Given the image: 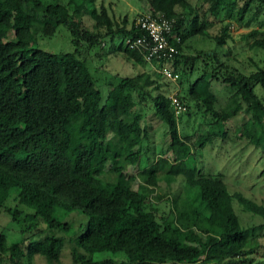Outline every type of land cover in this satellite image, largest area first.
I'll list each match as a JSON object with an SVG mask.
<instances>
[{"label": "trees", "instance_id": "16d2710c", "mask_svg": "<svg viewBox=\"0 0 264 264\" xmlns=\"http://www.w3.org/2000/svg\"><path fill=\"white\" fill-rule=\"evenodd\" d=\"M203 1L208 3L211 17H219L221 21L239 22L251 3L264 9V0ZM236 1H241V5L233 12ZM93 2L0 0V207L9 199L23 203L20 199L30 192L29 206L45 227L62 232L69 226L58 221L54 212L67 215L78 211L86 221L83 230L78 229L79 233L71 239L69 254L74 264H121L110 258L92 260L91 254L95 252L121 254L129 264H207L205 256L210 247L229 251L217 260L236 257L244 249L252 229L239 225L232 200L245 212L261 216L263 221L264 207L228 192L220 173H199L191 158L189 136H178L173 105L168 94L159 90L157 79L161 75L153 72L150 76L116 77L102 97L85 63L91 48L107 45L105 52H110L116 39V50L137 64L144 61L135 51L121 47L126 38L138 34L132 22L128 27H113L104 7L99 5L97 10ZM147 4L151 15L162 14L171 19L179 36L176 54L166 64L179 72V84L185 82L180 95L173 93L185 114L191 105L218 122L234 114L241 102L253 111L252 120L261 124L264 121L261 97L253 89L258 85L264 95V69L255 67L243 74L227 70L212 57L214 63L224 68V75L219 72L222 76H218L210 68L193 75L191 65L195 58L181 54L182 42L190 35L189 31L181 30L184 24L181 8L190 11L189 3L147 0ZM84 14L92 21L90 29L81 25ZM205 22L193 17L191 24L200 27L192 31L204 36L201 27ZM33 26L43 36H50L58 26H63L73 50L55 54L33 47ZM227 27V23L221 25L219 33L212 37L216 48L229 38ZM256 33L253 29L240 38L246 40ZM249 46L264 54L262 39H253ZM180 62L183 67L177 71ZM152 63L156 69L162 65ZM212 80L224 84L226 93L232 90L231 107L214 109L217 102L210 90ZM148 86L150 93L144 89ZM138 92L148 97L152 115L166 126L172 159L165 176L181 177L191 196L183 210L169 211L159 222L155 209L145 200V188L132 190L129 184L133 178L123 173L125 164L137 162V148L146 134L143 116L137 109L144 96ZM133 94L138 97L136 100ZM202 141L198 139L196 145L200 147ZM106 166L114 176L112 181L98 176ZM155 171V165L145 169L144 184L155 185ZM4 211L12 220L21 214L14 207H6ZM190 228L203 236L202 241L185 233ZM62 245V239L51 233L7 246L0 242V264H31L33 254L52 262L57 260Z\"/></svg>", "mask_w": 264, "mask_h": 264}, {"label": "rangeland", "instance_id": "374dc122", "mask_svg": "<svg viewBox=\"0 0 264 264\" xmlns=\"http://www.w3.org/2000/svg\"><path fill=\"white\" fill-rule=\"evenodd\" d=\"M186 1L191 7L190 11L181 8V12L180 9H177L184 19L181 30L190 32V35L182 42L181 54L195 58L191 65L193 75L200 70L210 69L215 70L218 76L225 74L223 72L224 68L238 70L243 74L253 71L255 67L264 69L263 52L249 46L253 39L264 41V9L257 3H251L239 22L234 20L221 21L219 17L214 19L208 13L207 2L203 0ZM93 4H95L97 10L99 5L104 7L106 14L114 23L113 27H128L138 14L149 10L147 0H94ZM240 5L241 1H236L233 12ZM193 17H196L199 22L200 20L206 21L205 25L201 27V30L206 33L204 36L192 31L196 27H200V24L195 26L191 24ZM225 23L228 24L229 38L224 41V44L216 48L212 37L219 33L220 26ZM81 25L85 29H90L92 21L84 14L81 17ZM253 29L257 31L253 37L246 40L240 38V35ZM32 36L34 37L33 47L40 50L55 54L73 50L69 34L63 26H58L50 36L41 35L38 27L33 26ZM8 37L11 38L10 35ZM114 41V48L107 53L105 52L107 45L104 48L100 45V48L97 46L91 48L88 53L89 57L85 61L94 85L99 89L102 97L105 96L110 85L115 83L116 77H133L137 74H149L150 76L153 72L159 74L152 64L145 62L137 64L133 58L127 56L121 50H116L115 47L118 44L116 39ZM81 47L82 44L79 45V48ZM212 57H216L224 68L214 63ZM182 67L181 62L177 64V71ZM184 68L186 69V66ZM161 77L163 79L160 77L157 79L160 91L168 94L167 97L173 93L180 95L181 86L185 82L179 84L177 79L171 82L162 75ZM151 79L156 80L152 75ZM223 85L219 81L212 80L211 82L210 90L215 95L217 102L214 104L216 111H221V108L224 110L233 105L232 99L229 97L232 90L226 93L227 89L222 88ZM144 89L150 93V86ZM138 93L139 96H144L140 92ZM253 93L258 98L261 97L260 103L264 111V95L261 88L256 85ZM133 97L136 100L137 96L135 94H133ZM137 109L143 116L142 125L146 130V134L137 148L139 152L137 162L133 165L125 164L123 173L133 178L131 182L129 181L132 190H139L140 186L145 188V200L155 209V219L159 222L160 217L167 216L169 211L183 210L185 202L189 203L191 196L182 185L181 177L168 178L165 176V171L172 159V154L168 149L167 130L165 124L152 115L146 95L142 97ZM187 111L188 114H185L184 110L178 113L174 111L177 118L176 130L180 138L185 135L189 136L188 143L191 145L189 150L190 153H193L191 158L199 173L204 175L220 173L221 180L228 192L238 193L242 197L264 207V121H260L261 124L254 122L251 117L253 111L246 109L241 102L234 114L224 120H218V122H214L210 115L201 113V109H196L191 105ZM198 139L203 140L200 147L196 145ZM150 165L156 166L155 185L144 184V171ZM107 167L98 176L101 180L112 181L114 176L108 171ZM30 195V192L23 195L20 199V202L23 203H19L16 199H9L3 207H0V242L7 246L19 240L26 242L27 238H41L51 233L61 238L63 242L57 260L47 262L40 255L33 254L30 258L31 264H74L69 254L72 246L71 239L73 234L75 235V233H79V230H83L85 217L78 211H72L67 215H60L55 211L56 219L66 222L69 229L64 232L48 229L40 216L29 206L32 203V200H28L31 198ZM6 207H14L16 210H20L21 214L15 220H12L10 215L4 211ZM231 207L239 225L243 228L252 229L247 234L245 247L236 257H225L221 260H217V258L229 254V251L210 247L205 256L207 259L205 263L264 264L263 219L259 215L245 212L235 200H232ZM258 225H261V227L258 228ZM185 233L193 235L198 241L203 239V236L194 228L188 229ZM104 258L113 259L121 264H129L121 254H111L109 252L91 254L92 260Z\"/></svg>", "mask_w": 264, "mask_h": 264}, {"label": "built area", "instance_id": "2783aa9c", "mask_svg": "<svg viewBox=\"0 0 264 264\" xmlns=\"http://www.w3.org/2000/svg\"><path fill=\"white\" fill-rule=\"evenodd\" d=\"M173 21L162 14L151 15L150 11L138 14L132 21V27L138 32L134 37L124 40L122 45L139 54L147 64L161 62L157 68L158 73L168 81H176L178 74L172 71L166 62L176 54V46L179 44V36L174 32ZM175 112H180L183 107L178 105L173 94L168 97Z\"/></svg>", "mask_w": 264, "mask_h": 264}, {"label": "crops", "instance_id": "0c3cea01", "mask_svg": "<svg viewBox=\"0 0 264 264\" xmlns=\"http://www.w3.org/2000/svg\"><path fill=\"white\" fill-rule=\"evenodd\" d=\"M155 69V68H154Z\"/></svg>", "mask_w": 264, "mask_h": 264}]
</instances>
